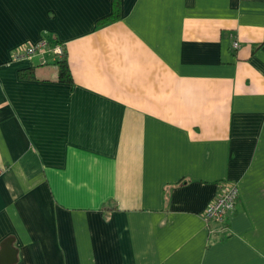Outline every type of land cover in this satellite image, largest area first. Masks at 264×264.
<instances>
[{"label": "crops", "instance_id": "1", "mask_svg": "<svg viewBox=\"0 0 264 264\" xmlns=\"http://www.w3.org/2000/svg\"><path fill=\"white\" fill-rule=\"evenodd\" d=\"M119 4L0 0L11 264H264V0ZM40 39L69 79L50 52L12 58ZM224 180L218 230L203 210Z\"/></svg>", "mask_w": 264, "mask_h": 264}, {"label": "built area", "instance_id": "2", "mask_svg": "<svg viewBox=\"0 0 264 264\" xmlns=\"http://www.w3.org/2000/svg\"><path fill=\"white\" fill-rule=\"evenodd\" d=\"M232 46H237L235 39L232 40ZM46 51L53 55H60L62 53V45L59 43H49L45 39H40L37 42L21 47L12 54V58L16 60L30 59L32 56H42ZM236 196L237 188L233 181L224 180L219 182L215 195L203 210V216L208 226L211 222H215L218 225V230L223 228L225 214L233 209Z\"/></svg>", "mask_w": 264, "mask_h": 264}, {"label": "trees", "instance_id": "3", "mask_svg": "<svg viewBox=\"0 0 264 264\" xmlns=\"http://www.w3.org/2000/svg\"><path fill=\"white\" fill-rule=\"evenodd\" d=\"M119 7H120L119 0H112L111 12H110V14L105 16L104 18H108V17L114 18V17L118 16L119 15ZM63 54H64V50H63V47H62V53L60 55H55L56 57H58V59L55 61V63L58 65V75H59L58 77L60 79L61 78L69 79L70 78L69 71H68V67L66 65V62L64 60ZM19 74L21 76H24V75L31 76L32 72H31V70L25 71L23 69H20L19 70Z\"/></svg>", "mask_w": 264, "mask_h": 264}, {"label": "water", "instance_id": "4", "mask_svg": "<svg viewBox=\"0 0 264 264\" xmlns=\"http://www.w3.org/2000/svg\"><path fill=\"white\" fill-rule=\"evenodd\" d=\"M11 241V237H5L0 242V264H11L15 260L16 248Z\"/></svg>", "mask_w": 264, "mask_h": 264}]
</instances>
